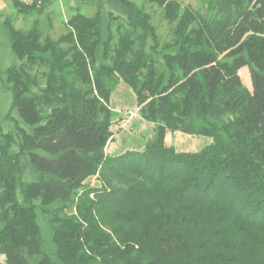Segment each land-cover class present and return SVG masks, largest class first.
Segmentation results:
<instances>
[{"label":"trees","instance_id":"1","mask_svg":"<svg viewBox=\"0 0 264 264\" xmlns=\"http://www.w3.org/2000/svg\"><path fill=\"white\" fill-rule=\"evenodd\" d=\"M121 1L126 19L104 25L98 10L76 11L57 37L49 19L46 28L2 21L19 61L1 77L9 110L33 128L16 124V140L0 120V255L5 264H264V0H203L205 13L144 0L171 25L168 41L150 13ZM10 2L25 17L51 0ZM119 83L153 133L141 150L108 154ZM167 131L211 141L177 151ZM23 159L42 177L23 181ZM37 205L50 214L54 259Z\"/></svg>","mask_w":264,"mask_h":264},{"label":"rangeland","instance_id":"2","mask_svg":"<svg viewBox=\"0 0 264 264\" xmlns=\"http://www.w3.org/2000/svg\"><path fill=\"white\" fill-rule=\"evenodd\" d=\"M24 1L27 2V0ZM130 1L133 2L135 8H141L151 14V20L156 27L158 38L161 41H168L170 39L171 25L164 19L160 9L155 4L147 3L144 0ZM178 1L183 6L189 5L193 9L205 13L203 0ZM96 10L100 12L104 25L109 22H111V25H115L117 23L116 19L127 18V8L121 0H51L40 15L30 14L25 17L15 12L10 0H0V120L4 132L11 131L15 134L16 140H19L18 135H16L15 125L18 124L27 132H31L33 126L25 124L19 118L16 110H9L11 94L2 85L1 77L5 78L3 70L6 67L18 64L19 61L11 52L9 36L2 25V21L6 17H11L16 27L27 28L35 18L39 19L43 27L46 26L49 19L51 28L48 32L52 37H57L58 34L64 32L62 20L68 18L71 13L79 11L91 15ZM112 28L114 27L112 26ZM150 41L149 39V43ZM239 75L242 82L251 89L249 71L246 66L239 69ZM109 106L111 108V130L113 136L106 146V152L108 154H118L125 150H141L146 140L153 133V124L141 119L135 95L131 88L123 83L117 84L112 90ZM210 141L211 138L205 135H193L179 131H167L165 135V143L173 146L177 151L194 152ZM13 150H17L16 145L13 146ZM38 152L44 154L42 151ZM23 162V181H33L42 177L39 172L28 164L27 160L23 159ZM89 181L94 182V178L89 179ZM17 196L21 201L19 193ZM36 204H38V201H36ZM58 205V202L55 201L49 205V209H55ZM35 211L41 236L44 240L43 249L54 259L55 246L52 242L53 228L49 221L50 214L46 213L40 205L36 206ZM34 260L35 258H31L29 264H34ZM0 264H5L3 255H0Z\"/></svg>","mask_w":264,"mask_h":264}]
</instances>
